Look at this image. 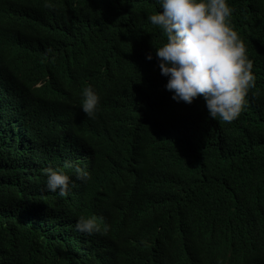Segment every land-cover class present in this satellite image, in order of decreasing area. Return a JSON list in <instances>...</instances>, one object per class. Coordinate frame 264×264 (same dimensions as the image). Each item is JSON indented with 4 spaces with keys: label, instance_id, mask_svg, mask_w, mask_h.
Masks as SVG:
<instances>
[{
    "label": "trees",
    "instance_id": "1",
    "mask_svg": "<svg viewBox=\"0 0 264 264\" xmlns=\"http://www.w3.org/2000/svg\"><path fill=\"white\" fill-rule=\"evenodd\" d=\"M228 4L255 82L224 122L165 89L155 0H0V264H264V0Z\"/></svg>",
    "mask_w": 264,
    "mask_h": 264
},
{
    "label": "clouds",
    "instance_id": "2",
    "mask_svg": "<svg viewBox=\"0 0 264 264\" xmlns=\"http://www.w3.org/2000/svg\"><path fill=\"white\" fill-rule=\"evenodd\" d=\"M158 11L146 18L158 27L166 42L155 47L160 74L167 78L165 89L176 102L204 100L208 116L224 122L234 120L246 106L248 90L254 86L252 61L245 45L233 29V9L228 0H155ZM45 7L53 5L45 3ZM49 52L52 49H48ZM147 60L153 58L146 54ZM81 111L90 119L98 111L100 98L92 86L81 92ZM77 180L89 173L68 163ZM46 189L61 197L70 190L71 178L63 169L44 168ZM75 230L88 235L101 231L97 217L80 216ZM108 226H103L107 231Z\"/></svg>",
    "mask_w": 264,
    "mask_h": 264
}]
</instances>
